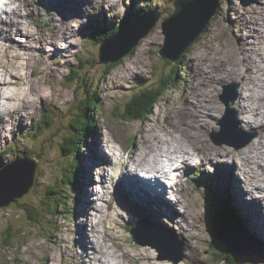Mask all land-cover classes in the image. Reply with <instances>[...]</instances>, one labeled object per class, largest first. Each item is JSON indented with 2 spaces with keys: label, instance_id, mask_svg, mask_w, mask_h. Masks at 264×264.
Segmentation results:
<instances>
[{
  "label": "rangeland",
  "instance_id": "rangeland-1",
  "mask_svg": "<svg viewBox=\"0 0 264 264\" xmlns=\"http://www.w3.org/2000/svg\"><path fill=\"white\" fill-rule=\"evenodd\" d=\"M33 1L34 5L32 7L36 10L38 21H48L47 23H50L47 24L44 29H41L44 30L46 34L52 35L55 29L54 25L50 22L51 18L53 20V16L50 15L57 10L55 4L52 3L51 5L47 4L48 6H45L41 0ZM175 1L176 0H117L119 4L113 9L111 7L112 1L110 0V8L107 7V9H109L106 10V12L102 5H98L97 7L89 0H77L78 8L74 11L75 13L71 14L70 19L64 18L66 21L70 20L71 22V26L67 30H75L74 37L71 38L68 43L64 41L62 43L59 42V46L54 45V49L51 51L45 49L44 51L46 52L44 56L46 58L43 59H41L43 57V54H41L42 51L37 49V47L42 44L40 38H36L33 44H28L24 48L20 47L21 44L17 47H13L16 51L22 53V57L19 58L21 64L17 66H21L23 76L26 78V83H14L15 85L13 84L14 86H12V92H14L15 99H18V96L21 94L30 92L32 95L34 94L33 98H35V100L30 99L25 102V104H28L26 108H24V105L22 106L25 111L29 112L26 116L19 118L16 114L7 113L6 115V120H10V125H6V129L9 127L7 130L5 129L6 139L4 142L0 143V176L3 175L6 168H12L13 165H25L29 169H32L33 164L30 160L22 158L34 159L36 157L38 160V167L33 186L27 193H24L18 201L12 200L13 202L11 201L10 203L7 201V203L2 205V200H0V206L2 205L0 207V264H85L81 258L86 251L83 240L85 242L87 229L89 236L92 238V234L90 233L92 230L91 228H93L94 219L92 218V210L86 215L84 214L88 196L84 195L87 190L84 184L89 178L94 183L95 179H99L103 174L107 173V170L100 169L96 173L89 174L88 178L87 172L85 171L87 160L89 158L94 159V156L91 155L94 154V150L96 149L95 144L98 142V134H104L107 138L109 137L112 142L118 146V150L124 151L128 149L127 157L125 156L124 158V160H128L129 154L133 150L138 153L142 151L147 152L148 145L143 141V137L148 134L153 136L154 134L162 133L163 128L168 125L166 119L171 120L174 124L178 123L180 120V123L177 124L178 126L188 122L189 114L185 115V118H182L181 115L183 116L184 112L180 114L178 109V106L187 107V97H189L190 103L194 102L198 106L197 113L204 115L200 116V118H203L201 124L203 122L204 124L206 123L205 126L207 128L199 126L200 120L194 130L195 133L192 132L194 134L192 136V133L186 132L187 130L181 133L176 126H173L171 131L175 129L174 133L179 135V141L185 140L188 145L193 144L189 146L190 149L201 142L200 145L206 143L214 144L215 147H212L213 152L220 146V153L223 154L221 158L224 159L216 162L210 160L209 164H204L202 159L196 158L200 162L195 166L192 165L187 170L184 169V174L187 171L188 174L184 177L183 184L177 187V189H179L177 190L179 198L182 202L188 204V212L190 217L193 218L194 233H196L197 239L188 238L186 234H179L178 229L171 226V224L165 220H159L156 217L151 219V217L143 214L136 216L131 222L132 225H130V227H126V222L123 221V218L119 217V220L123 222L124 226H121L122 233L116 231L121 238L120 244L131 250L134 248L132 245L138 244L139 246H135L137 250H143L142 246L153 247L148 248L154 252L146 251L147 249H145L144 252H140L143 257L148 256L146 259L148 262L144 264H230L229 261L232 260L230 256L240 257L244 263L239 264H264V219L260 222L258 227V206H256L257 213L253 212L252 218L246 216L243 211L242 202L239 200V194L235 191L236 183L229 184L231 180L237 176L242 179L245 190H249V188L250 190L254 189L251 195L246 192L240 193L242 197L244 196V198L248 200L254 197L258 199L257 195L260 198L264 197V150L261 152L259 151L260 155L255 156L253 160L251 159L252 161L248 163V165H246V163L244 164L239 156V152L242 151H247V154H249V151L255 152L256 150L253 146H259L260 143L264 142V131L263 129L259 131V123L251 126L243 123L246 122L244 120L246 113L240 112V106L238 105L239 97L241 95H247L245 92L246 90L241 92L243 80L226 78L229 74L223 73L225 69L233 63V60L237 57L236 55L242 56L241 52L245 44L242 45V49L236 48L239 42H243L238 30L246 35L249 40H257L259 47L263 46V52L264 32L262 34L263 38H260V31H258L260 29H254L252 31L253 28L248 27L250 24L247 21L250 19L249 13L243 14V10H238L239 13L230 10V3L233 2V0H221L215 15L194 41L190 43L188 42L189 40L185 41L183 36H181L183 41L186 42L184 45V47H187L185 51L186 54L175 64L173 59H167L159 53L166 42L163 22L169 19L170 14L175 11ZM234 1L238 4L243 2V0ZM70 4L73 7L76 6L74 1H70ZM258 7L262 6L258 4L256 9ZM146 9H150L149 12H155V14L153 13V15L144 19H138L135 24L133 22L127 24V32H118L112 43L105 44L104 42L100 45L99 37L94 42V29L90 23H93L94 26L116 28L119 24H122V22L124 23L125 19L133 15L136 16L146 11ZM57 13L59 15L58 11ZM74 15L75 18L73 17ZM241 15H243L242 19H240ZM246 16H248V19ZM238 17L239 20H237ZM133 19L134 17H131V20ZM156 19H158L157 25L146 37L140 38L142 26L150 24L153 20V22H155ZM29 22L31 23V21ZM232 22L236 23L232 26ZM245 22L247 24H245ZM32 24L34 25V30L39 32L40 28L36 26L35 21H32ZM259 26L258 28H261ZM5 28L8 29V27ZM178 30H182V27H178ZM86 33L93 37H91L90 40L87 39ZM59 36H61V34H59ZM114 43L116 46L112 45ZM135 43H138L137 46L131 47ZM112 50L115 51L111 53ZM118 51L119 54H115ZM126 51H129L127 55L125 54ZM229 51L231 52L230 54ZM212 52L214 54H211ZM234 52L236 53L234 54ZM111 54L113 55L110 56ZM122 55H125L124 58L115 62L119 63L122 61V63L116 66H112L115 63L111 61L105 63V61L109 60V57L116 59ZM204 57L208 61L201 64L203 62L202 58L204 59ZM244 57L247 56H243V58ZM88 58H90V62L86 61ZM214 58H216V60ZM191 64L194 68L197 65L198 67L202 66L200 69L204 68V70L208 67V71L210 72L208 79L205 81L202 76V70H199L200 76L198 75L199 77H195L198 71L194 72V68L191 67ZM34 65L38 67L37 70H39L36 75L32 73V66ZM261 65L264 66L263 63ZM177 67H179V71ZM180 68L181 70L184 69L185 78L176 79L170 85H167V87L171 88L162 93L165 95L162 97L161 101L155 105L154 112L147 120L126 122L119 118L126 115L123 112H127V108L129 107L128 102L139 90L143 87L161 86L163 75H169L172 69L180 73ZM76 70H79V72H77L78 74L72 79L73 73ZM20 76L22 75L20 74ZM2 77L3 76H0V80ZM228 83L232 84L228 85ZM233 83L235 84L234 90H232L231 94H229L230 91L227 94L228 98L231 100L225 101L222 96L224 88L227 85L232 86ZM5 86L7 88V84L0 85V87L3 88ZM30 86H32V91H30ZM189 88H192L194 92L198 94H206L209 92V95L215 99L216 103L213 104L217 106L216 110L218 111H209L208 107L210 108L213 104L210 106V104L206 105V103L202 102V99H205V97L199 95L196 98V96L194 97L193 95H185ZM7 90H10V88ZM37 90H39V92ZM263 90L264 87L263 89H258V92L262 93ZM94 96H97L100 107L99 110H95L97 108V103H94ZM233 98L235 101H233ZM259 99L260 98H255V100ZM157 100H160V98ZM79 103L80 105H84V111L81 109L82 107L79 109ZM247 104L248 106H254L252 102H248ZM262 105L264 106V102H262ZM201 108L202 110H200ZM229 108L236 110L239 120H237L239 129L234 136L231 134H222L221 132L223 127L222 122ZM79 112L82 114L83 112L85 113V115H82L84 117L81 116V118L90 124L87 130L89 138L83 142L84 148L82 149L84 151L80 150L79 155V167L81 170L79 176L77 175L79 188L78 190L77 188L72 189L71 186L70 192H66L65 188L60 186L61 190L60 188L56 190L57 193H62L59 194V196L64 206H59V213L54 215L52 210L48 208V203H45L52 198L47 197V188L51 187L52 184L58 185L68 180H65V171L62 169L63 173H61V170L58 168V165L64 163V155L61 152V141H63L64 137L74 129L71 122ZM194 112H196L195 109ZM214 112L215 115L209 117V114ZM256 112H259V110ZM44 117H46L50 123L55 120L54 125L48 129H44L43 124L40 126ZM229 119L234 123L232 118ZM261 120L264 121V118L260 119V122ZM94 122L96 124H94ZM37 129L39 131H37ZM25 132H35L36 134L40 132V134L37 138L36 136L27 138L24 136ZM214 138H220L224 141L232 140L237 145L242 146L238 148L227 142L219 144ZM7 149L9 150L7 151ZM205 152L206 148L204 152L201 153L204 158ZM247 154L245 153L244 155L247 156ZM254 155H256V153H254ZM163 158L164 157H162V159ZM218 158L220 157L218 156L215 160ZM212 161L214 163H212ZM101 162L102 161L97 164ZM218 162H227L228 164L216 165L215 163ZM88 164L87 168L89 169L91 165ZM206 166H208L209 169L206 168ZM251 175L255 176L251 177ZM113 176L115 177V175ZM205 183H213V187L215 190L217 188V192L230 194L236 209V215H239H237L238 221L241 222V224L237 223L236 225L242 228L234 226L233 223L227 227L229 229H240L242 234L233 231L229 233V240L233 243L234 249L236 250V246H238L245 256L240 253L241 256L239 253L235 252L229 253V256L225 257L222 256L221 252L217 251L215 245V248L212 246L215 241L211 234L210 228L213 226L209 218L208 208L211 206L209 202L213 200H208L206 195L207 192L212 195L215 194V192L209 189L208 186L205 188ZM258 185L261 186V188H257ZM107 186L106 192L108 193H106L107 196L105 195L106 199L98 201L96 196V203H105L103 206L107 209V201L110 200L112 196H114L112 203H116V205L119 204V201H129L125 191L121 193V195L118 194L115 182L110 181ZM96 187L99 188L100 185ZM258 190L261 192H258ZM183 194H185V196ZM167 195L172 194L167 193ZM92 196L94 200L95 195L93 194ZM180 204H178L179 208H183ZM49 205L54 208V205ZM32 208H35L39 213L33 216V218H31L30 215V209ZM245 210L247 213L251 212L248 207L245 208ZM67 211L69 213H67ZM112 214H114V211ZM141 216L146 217H144L143 221L139 222V219L142 218ZM85 220H91L90 223H92V225L87 226ZM127 222H129L128 219ZM244 223H246L248 227L244 225ZM98 226L99 224L95 225L96 228H98ZM254 226L256 229H251ZM101 227L102 231H106L104 230L103 224H101ZM131 227H134V231L130 229ZM10 232L14 235L12 237L14 241L16 240L15 246L5 244V237H8ZM84 232H86V235ZM160 232L163 233L160 234ZM135 236H140V242L144 243L141 244L135 241ZM126 239H128V242L132 245L125 242ZM71 242L73 245L72 248L79 254H82L80 257L75 256L74 252L69 250ZM149 242H158V244L164 248V252L160 249L158 250V248L151 245ZM110 243H112V240ZM250 246H252L254 252L247 255L243 250H247ZM116 249L118 253L123 252L119 250L118 247H116ZM225 253H227V251ZM181 255H184V257H180ZM130 264H137V262L131 261Z\"/></svg>",
  "mask_w": 264,
  "mask_h": 264
},
{
  "label": "bare ground",
  "instance_id": "bare-ground-1",
  "mask_svg": "<svg viewBox=\"0 0 264 264\" xmlns=\"http://www.w3.org/2000/svg\"><path fill=\"white\" fill-rule=\"evenodd\" d=\"M41 1H43L45 6H48L47 4L54 3L55 7L57 8V10L50 15V16H53V20L51 18L50 22L51 24L54 25V29H55V32L52 35L46 34V32L41 29V28L44 29L45 26L50 23H47L48 22L47 20H46L47 22L38 21L36 10L33 9L32 7L34 5L33 0H9L7 3L8 10H9L8 18L4 20L2 24H0V76H3L0 80V85L7 84V88L6 86L4 88L0 87V143L4 142L6 139V133H5L6 125L8 126L10 125V120H6L7 113L16 114L17 117L19 118L24 117L27 114H29V112L25 111L24 109L28 107V104H25V102L29 101L30 99L35 100V98H33L34 94L32 95L30 92H28L27 94H21L20 96H18V99H15L14 92H12V89H13L12 86L15 85L14 83L16 84L26 83V78H24L23 76L21 66H17L18 64H21V62L19 61V58L22 57V53L16 51L13 47H17L19 44H21L20 47L24 48L28 44H33L36 41V38H40L42 41V44L39 45L37 49L39 51H42L41 54H43V57L41 59H43V58H46L44 56L46 52L44 51L45 49L51 51L54 49V45L59 46L58 43L59 42L62 43L63 41L65 43H68L69 40L73 38L75 35L74 33L75 30H72V31L67 30L71 26L70 20L66 21L64 19V18L70 19L71 14L75 13L73 9L69 6V4L64 3L63 0H41ZM89 1L92 2L97 7L98 5H102L105 11L110 8V0H89ZM111 1H112L111 7L114 9L117 6V4H119V2H117V0H111ZM258 4L262 7H258L256 9ZM107 7L109 8L107 9ZM229 8L230 10H233L235 12L237 11V13H239L238 10L239 11L243 10L242 11L243 14L249 13L250 19L247 21L250 24L248 25V27H252L253 28L252 31L254 29L255 30L260 29L258 30L260 31L259 37L263 38L262 34L264 32V0H243L241 4L240 3L238 4L233 0V2L230 3ZM57 11L59 12V15ZM242 16L243 15H241L240 19H242ZM73 17L75 18V15ZM246 17L248 19V16ZM237 20H239V17L237 18ZM29 21H31V23ZM32 21H35L36 26L40 28L39 32H36L34 30V25L32 24ZM234 23L236 22L231 23L232 26ZM245 24L247 23L245 22ZM258 26L261 28H258ZM5 27H8V29H6ZM238 33L241 35L240 38L243 40V42L242 43L239 42L238 45H236V48L242 49V45L245 44L243 47V51L241 52L242 56L236 55L238 58L235 56L236 58L233 60V63L226 69L224 68L225 71L223 73L229 74L228 77L226 78L243 80V84H242L243 86L241 85L242 86L241 92L243 90H246L245 92L247 95L245 94H244L245 96L241 95L238 99V105L240 106V112L246 113V117L244 118L246 122H243V123L249 126L259 123V131L260 129H263L264 131V121L261 120L260 122V119L264 118V106L262 105V102H264V90L262 93L258 92V89L260 90V88L263 89L264 87V66L261 65L262 63L264 64V52L262 51L263 46L259 47V43L257 40H249V38H247L246 35H244L239 30H238ZM59 34H61V36H59ZM95 38L96 36L94 33V39ZM245 38H246V43H245ZM176 39L177 37L175 38V40ZM263 43H264V40H263ZM230 53L231 52L229 51V54ZM235 53L236 52H234V54ZM211 54H214V53L212 52ZM243 56H247V57L243 58ZM214 59L216 60V58ZM52 60H53V57H52ZM202 61L203 62L201 64H204L208 60L204 57V59L202 58ZM191 67L194 68L192 64H191ZM196 67L194 68V72L196 71L198 72L196 73L195 77L198 75L200 76L199 70H202L203 71L202 76L204 77L206 81L210 73L208 71L209 70L208 67L205 70L204 68L200 69V67L202 66L198 67L197 65ZM37 68L38 67H36L35 65L32 66V73L34 75H36L37 72H39ZM19 73L22 76H20ZM231 84L228 83V85H231ZM228 85L225 86V88L223 87L224 93L222 94V96L225 99V101L231 100L230 98H228L227 94L229 93V91H230L229 94H231L232 90H234L235 88L234 83H233L234 87L233 85L232 86H228ZM30 87H31L30 91H32V86ZM8 88H10V90H7ZM37 91L39 92V90ZM185 95L187 96L193 95L194 97L196 96V98L199 95L202 97H205V99H202V102L206 103V105L210 104L211 106L213 103H216L214 97H211L209 95V92L206 94L205 93L198 94L194 92L192 88H189L187 89ZM237 96H238V93H237ZM255 98L257 99L260 98V99L255 100ZM189 101H190L189 97H187L186 99L187 107L178 106L179 113L183 114L184 112L183 116L181 115L182 118L183 117L185 118L186 117L185 115L189 114L188 122L183 123L178 126L177 124L180 123V120L178 121V123L174 124L172 123L171 120L166 119V121L168 122V125L165 126V128H163L162 133L154 134L153 136L148 134L147 136L143 137V141L146 142L148 145L147 152L142 151L138 153L137 151L133 150L129 154L128 160H124L125 156L128 153L127 151L128 149L127 150L125 149L124 151L119 149L120 150L119 151L118 148L112 144V140L109 137L107 138L106 135L104 134H101V135L98 134V142L97 144H95L96 149L94 150V154L91 155V156H94V159L89 158L87 160L85 171L87 172L88 178H89V174H92L94 172L96 173L100 169L107 170V173L103 174L102 180H98L99 183L101 184L100 189L95 187L97 186V184H99L97 183L96 179L94 181L95 184L92 182L90 178H89L90 180L87 179V181H85V184H84V187L86 185L85 188L87 189L84 195H88V196L86 200L87 204L84 209L85 213L84 212L83 213L86 215L87 213H89L90 210H92V218L94 219L93 228H91L92 230L90 233L92 234V238L89 236L88 229H87V237H85V242L83 240V245L86 251H85V254L81 258L83 259L85 264H130L131 261H135L137 262V264H144L148 262L146 260L148 256L143 257V255L140 252H144L145 249H147L146 251L154 252L150 250V248H153V247L142 246L143 250H137L135 249L136 248L135 246H139V244L132 245L130 242H128V239H126L125 242H128L130 243V245L134 246L132 250L126 247H123L120 244L121 238L119 236V233H116V231L117 232L122 231L121 226H123V222L119 220L120 219L119 217L123 218V221L126 222V227H130V225H132L131 222L136 216L146 214L147 216L151 217V219L153 217H156L159 220L167 221L169 224H171V226L178 229L179 234H186L188 238L197 239L196 233H194V225H193L194 221H193V218L190 217V214L188 212V204L186 202L185 203L182 202L178 195L177 196L173 195L172 197H169L168 195L165 196L166 193H159L158 195L156 194V196H154L152 194L153 189L148 188L149 186H153L152 184L156 180L158 181L160 180L164 182L163 178L169 175L168 171L166 170V166H167L165 165L166 162H168V164L176 165V170H179L180 168H184V167L189 168L192 160H195L196 158L202 159L204 164L205 163L209 164L210 160H213L215 162L224 160L221 158L223 154L220 153L221 151L220 146L216 148L217 151L215 150V152H213L212 147H215L214 144L212 145L210 143H206V144L200 145L202 143L201 142L200 144L193 146V148L190 149L189 146H192L193 144L189 143L191 145H188L185 140L179 141L180 139L179 135L174 133L175 129L171 131L172 127L176 126L181 133H183L186 130H187L186 132L188 133H192V132L195 133L194 130L196 129L197 124L200 120L201 121L199 123V126L203 128H207L205 126L206 123L204 124L203 122L201 124L203 118H200V116H204V115L197 113L198 106L194 102L190 103ZM233 101H235L234 98H233ZM248 102H252L254 106H251V105L248 106L247 104ZM23 105H24V108L22 107ZM216 107L217 106L213 104L210 108L208 107V109L209 111L210 110L218 111L216 110ZM194 109L196 110V112H194ZM200 110H202V108ZM257 110H259V112H256ZM211 115H215V112L212 114H209V117ZM192 135L194 134L192 133L191 136ZM8 136H9V133H8ZM205 148H206V152H205V158H204L201 155V153L204 152ZM253 148H255L256 151L255 152L249 151V154H247V151L239 152L240 158L242 159L244 164L246 163V165H248V163H250L255 158V156L260 155L259 151L261 152L262 150H264V142L260 143L259 146L258 145L253 146ZM243 153L244 154L246 153L247 156L244 155ZM254 153H256V155H254ZM218 156L220 158L215 160ZM162 157L164 158L162 159ZM100 161L102 162L97 164ZM213 161L212 163H214ZM199 162L200 161L196 160L195 165ZM87 164L91 165V168L88 169ZM215 164L216 165H224V164L226 165L228 163L218 162ZM206 168H208V166H206ZM111 171L114 173L115 177L113 176ZM142 172H144L145 174H143ZM145 175L148 177V179H145ZM254 176L251 175V177H254ZM151 180H153L152 183H150ZM110 181L115 182V184L117 185L118 194L121 195V193H123L124 191L126 192L129 198V201H119V204L116 205V203L115 204L112 203V201L114 200V196H112L111 199L107 201L108 202L107 209H109L107 210L106 207L103 206L105 203L104 204L96 203L95 199H96V196H97L98 201L99 200L102 201V199L103 200L106 199L105 195L106 193H108L106 192V189L108 188L107 185ZM233 183H236L235 191L238 192L239 194V200L242 202V205L244 208L243 211L246 216L252 218V215H253L252 213L253 212L257 213L256 206H258L257 207V210H258L257 226H259L260 222L264 219V215H262V213L264 214V197L260 198L257 195L258 199L254 197L253 199L249 198L250 200H248L244 198V196L242 197L240 193L246 192L247 194L251 195V193L254 192V189L252 188L253 190H250V188L248 187L249 190H245L242 184V179L237 176H235V178H233L229 184H233ZM257 188H261V186L258 185ZM258 192H261V191L258 190ZM93 194L95 195L94 200L92 199ZM183 195L185 196V194ZM178 202H180L181 204ZM178 204H180L183 208H179ZM247 207L250 209L251 212L248 211L249 213H247V211L245 210V208ZM113 211L115 215L112 214ZM126 218L129 220L130 223L127 222ZM90 222L91 220L90 221L85 220V224H87V226L92 225V223ZM97 224H99L98 228L95 227V225ZM101 224H103L104 230L106 231H102ZM233 224L234 226L240 227L239 225H236L237 224L236 222ZM244 225L248 227L246 223H244ZM227 226L228 225L225 224L223 227H221L219 235L220 233L222 234L223 232H225L226 229H229ZM251 229L255 230L256 227L254 226ZM229 230H232V229H229ZM233 230L242 234L240 229L233 228ZM84 233L86 235V232ZM162 233L163 232H160V234ZM211 234L213 236L215 243H218V239L220 238V236L219 238H214V233L212 232V230H211ZM111 240H112V243H110ZM182 243L185 245L183 241ZM70 245L71 247H69V250H71V252H74L75 256L80 257L82 254H79L78 252H76L74 248H72L73 246L72 242ZM115 246L118 247V249L123 252L118 253V250L116 249ZM250 254L251 253L249 252V255ZM180 257H184V255H181Z\"/></svg>",
  "mask_w": 264,
  "mask_h": 264
},
{
  "label": "trees",
  "instance_id": "trees-1",
  "mask_svg": "<svg viewBox=\"0 0 264 264\" xmlns=\"http://www.w3.org/2000/svg\"><path fill=\"white\" fill-rule=\"evenodd\" d=\"M116 31H117V28L116 29L108 28L107 32L104 30L97 31V28L96 27L94 28L95 36H96V38L99 37V39H103L104 37L106 38L108 36H111ZM95 41L96 40L94 39V42ZM185 54H186V52L183 53L182 57ZM182 57L180 58V60L182 59ZM89 59L90 58L86 59V61L90 62ZM116 62H118V61H116ZM119 63H122V61ZM119 63H115L112 66H116ZM177 63L175 62V64H177ZM177 69L179 71V67H177ZM180 70H181V68H180ZM178 71L172 69V71L170 72L169 75L168 74H166V76L163 75L162 81H161V86L143 87L141 90H139L132 97V99L128 102L129 107L127 108V112H123L126 115L124 117H119V118H121L122 120H124L126 122H135L138 120L144 121L145 119L147 120L152 115V113L154 112L155 105H157V103L159 101H161L162 97L165 95L162 93L165 90L168 91L171 88V87H167V85H170L176 79L185 78V71L182 70V71H180V73ZM77 72H79V70H76L73 73L72 79L75 77L76 74H78ZM77 79H76V81H77ZM96 92H97V90H96ZM158 98H160V100H157ZM94 103L95 104L97 103V108L95 110H99L100 107H99V104L97 101V96H94ZM80 107H82L81 109H83V111H84V105L83 104L80 105V103H79V109H80ZM83 114L85 115L84 112H83ZM83 114L81 112H79V114L76 115L75 119L71 122V125L74 129L72 130V132H70L69 134H67L64 137L63 141H61V145H62L61 146V152L64 155L63 156L64 163L62 165H58L59 166L58 168H59V170H61V173H63V170L65 171V173H66V174H64L65 180L66 179H68V180L65 183L61 182L58 185L52 184L51 187L47 188V194H48L47 197H49V198L52 197V198L47 200L45 203H48V208L52 210V213L54 215H57L59 213L58 212L59 206H62V207L64 206V204H62V201H60V196H59V194H62V193L61 192L57 193L56 190L59 188L61 190V187H62V188H65L66 192H70L71 186H72V189L77 188V190H78V188H79V183H78V179H77V175L79 176L80 171H81L80 167H79V164H80L79 163V160H80L79 155H80V150H83L82 148H84L83 142H85L89 138L88 134H87V130L89 129L88 127H90V124L81 118V116ZM127 115H128V118H127ZM82 117H84V116H82ZM54 122H55V120H53V122L50 123L47 120V118L44 117L42 119V123L40 124V126H42V124H43L44 129H48L54 125ZM94 124H96V123L94 122ZM37 131H39V130L37 129ZM39 134H40V132H37V134L35 132H25L24 136L27 138L28 137L32 138V136L33 137L36 136V138H37L39 136ZM9 149H7V151ZM38 159H40V158H38ZM57 178H58V175H57ZM214 192H215V194H213V201L209 202V204L211 206L208 208V213H209V218L212 222L211 225L213 226L210 229L214 233V237L219 238V232L221 230V227H223L225 224L231 225L235 220L238 221V217L236 215V209H235L234 203H233L230 195L219 194L216 191H214ZM18 200H19V198L17 199V201ZM56 202H57V205H56ZM49 204L54 205V208ZM67 213H69V212L67 211ZM38 214L39 213L37 212V210L35 208L30 209L31 218H33V216H36ZM50 219H53V218H50ZM228 223H230V224H228ZM13 236L14 235L10 232L8 234V237H5L6 238L5 244L6 245H9V244L11 246L16 245L15 244L16 240L14 241V239L12 238ZM214 245L216 246L217 251L222 253V256H225V257L229 256L228 253H225L226 247L223 244H221L219 241H218V243L214 242V244L212 246L214 247ZM231 258H232V260L229 261L230 264H239L236 262V260L233 257L230 256V259Z\"/></svg>",
  "mask_w": 264,
  "mask_h": 264
},
{
  "label": "water",
  "instance_id": "water-1",
  "mask_svg": "<svg viewBox=\"0 0 264 264\" xmlns=\"http://www.w3.org/2000/svg\"><path fill=\"white\" fill-rule=\"evenodd\" d=\"M220 1L221 0H176L175 11L170 14L169 19L163 22L166 35V42L159 53H161V55L166 57L167 59H173L174 62H177L187 49V47H184V45L186 44L185 41L189 40L188 42L191 43L201 34V32L204 30L206 25H208L209 21L212 19V17L218 10L220 6ZM153 21L148 25L142 26L140 38L146 37L151 32V30L157 25L156 23L158 19H156L155 22ZM178 27H182V30L179 31ZM119 32H125V25L121 26ZM116 36L117 34L107 39L105 41V44L110 42L112 43L115 40ZM181 36H183L185 41H183ZM176 37L177 39L175 40ZM137 44L138 43H135L131 47H135L137 46ZM112 45L116 46L115 43ZM113 51L115 50H112L111 53ZM128 53L129 51L125 52L126 55ZM115 54H119V51ZM112 55L113 54H111L110 56ZM124 56H119L116 59L113 57H109V60L105 61V63H108L110 61H119L120 59L124 58ZM236 113V110H234L233 108L228 109L227 113L225 114V119L222 122V134H231L232 136L236 134V131L239 129L237 124L238 116ZM229 118H232L234 120V123H232ZM214 140L219 144L227 142L230 145H234L238 148L242 146L237 145L232 140L224 141L220 138H214ZM22 159L30 160V162L33 164V168L29 169L25 165H13L12 168L8 167L4 170V176H0V200H2V205H4V203H7V201H9L10 203L12 200L15 201L18 198H21L24 193H27L34 184V180L36 178L37 173L38 160L32 158ZM134 239L138 243L141 241L140 236H135ZM219 239L221 241L223 240L224 242H226L225 244L227 245V253H240L239 250L237 248L235 250L230 241H227L223 236H220ZM140 243L143 244L144 242ZM149 243L151 245L153 244V246L158 248V250L160 249L161 251H164V248L159 245L158 242ZM234 257L236 262L244 263V261L240 259V257Z\"/></svg>",
  "mask_w": 264,
  "mask_h": 264
}]
</instances>
